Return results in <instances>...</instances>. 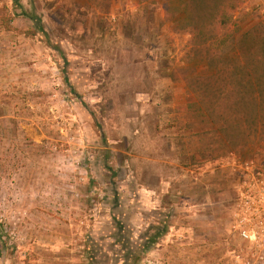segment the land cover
I'll return each mask as SVG.
<instances>
[{"label":"rangeland","instance_id":"1","mask_svg":"<svg viewBox=\"0 0 264 264\" xmlns=\"http://www.w3.org/2000/svg\"><path fill=\"white\" fill-rule=\"evenodd\" d=\"M181 1L0 0V264H264V148L200 152Z\"/></svg>","mask_w":264,"mask_h":264},{"label":"trees","instance_id":"2","mask_svg":"<svg viewBox=\"0 0 264 264\" xmlns=\"http://www.w3.org/2000/svg\"><path fill=\"white\" fill-rule=\"evenodd\" d=\"M244 1L182 0L174 18L189 35L191 63L204 62L211 70L204 75L182 70V80L196 98L183 109L197 117L200 152L214 160L241 153L256 138L264 148V24L244 29L235 17ZM40 24L27 35L43 33ZM233 44L236 50L228 54ZM170 77L179 80L175 71Z\"/></svg>","mask_w":264,"mask_h":264},{"label":"flooded vegetation","instance_id":"3","mask_svg":"<svg viewBox=\"0 0 264 264\" xmlns=\"http://www.w3.org/2000/svg\"><path fill=\"white\" fill-rule=\"evenodd\" d=\"M149 240V239H148ZM129 242H130V240H129ZM127 244V243H126ZM128 245V244H127ZM127 245H124V251L125 250H128V251H133L131 248H129ZM129 245H136V244H131V243H129ZM130 249V250H129ZM92 260H94V258H92Z\"/></svg>","mask_w":264,"mask_h":264},{"label":"built area","instance_id":"4","mask_svg":"<svg viewBox=\"0 0 264 264\" xmlns=\"http://www.w3.org/2000/svg\"><path fill=\"white\" fill-rule=\"evenodd\" d=\"M244 236H245L246 238L249 237L248 234H247V232L244 233Z\"/></svg>","mask_w":264,"mask_h":264}]
</instances>
